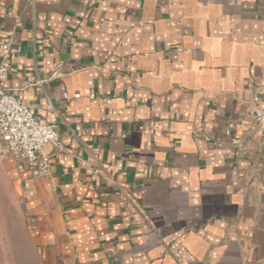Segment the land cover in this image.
<instances>
[{
	"label": "crops",
	"instance_id": "obj_1",
	"mask_svg": "<svg viewBox=\"0 0 264 264\" xmlns=\"http://www.w3.org/2000/svg\"><path fill=\"white\" fill-rule=\"evenodd\" d=\"M11 30L63 145L5 161L39 264H264V0H0Z\"/></svg>",
	"mask_w": 264,
	"mask_h": 264
},
{
	"label": "built area",
	"instance_id": "obj_2",
	"mask_svg": "<svg viewBox=\"0 0 264 264\" xmlns=\"http://www.w3.org/2000/svg\"><path fill=\"white\" fill-rule=\"evenodd\" d=\"M13 45L14 31L11 30L0 38V160L11 159L20 164L30 178L43 179L50 173L49 157L43 154L44 147L51 146L60 152L63 145L55 117L40 124L14 94L3 88L4 75L11 66ZM79 97L75 95L74 99ZM255 119L264 122V110L258 111Z\"/></svg>",
	"mask_w": 264,
	"mask_h": 264
},
{
	"label": "rangeland",
	"instance_id": "obj_3",
	"mask_svg": "<svg viewBox=\"0 0 264 264\" xmlns=\"http://www.w3.org/2000/svg\"><path fill=\"white\" fill-rule=\"evenodd\" d=\"M10 169L0 160V264H39Z\"/></svg>",
	"mask_w": 264,
	"mask_h": 264
}]
</instances>
